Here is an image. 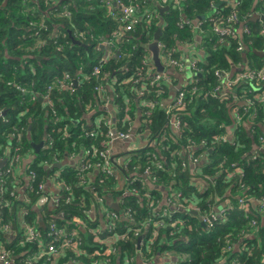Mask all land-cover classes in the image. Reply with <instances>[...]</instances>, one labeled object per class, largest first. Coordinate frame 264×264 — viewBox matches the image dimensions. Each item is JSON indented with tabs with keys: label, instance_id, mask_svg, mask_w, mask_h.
<instances>
[{
	"label": "trees",
	"instance_id": "1",
	"mask_svg": "<svg viewBox=\"0 0 264 264\" xmlns=\"http://www.w3.org/2000/svg\"><path fill=\"white\" fill-rule=\"evenodd\" d=\"M52 1L55 2L56 0ZM59 1L62 4L69 3L72 12L70 18H63L57 13L54 14L53 4L47 2V0H0V113L7 112L5 117H0V156H3L11 147L19 146L21 157H24L32 151V142H39L45 133L54 138L52 149L54 153L49 151L48 155L50 156L52 154L56 157V154L60 153L61 155L63 152H72L73 149L75 154L79 149L100 148L98 139L82 137L83 129L81 126L83 127L84 124L83 121L77 122L81 120L89 103H95L96 106L102 104L98 99L95 87L104 85L107 88L106 94L109 97L108 87L111 88L112 100H114V104L118 105L117 112L121 118L124 110L121 99L132 94L130 88L132 83L122 84L126 78L137 76L135 72L138 73L142 66L149 69L150 72L161 73L152 62V52L149 49L158 28L161 26L162 29L159 42L165 44L168 49L174 48L176 51L180 40L194 42V37L192 38L195 34L194 22L199 20L200 17H204L202 19L203 27L206 31L211 32L210 37L204 39V50L207 58L201 62L196 60V67H200V69L196 70L191 82L192 84L196 81V91L191 90L189 86L192 85L186 86L192 92L187 94L185 108L178 112L179 115L184 117L182 131L176 132L171 127L173 115L176 112L174 110L168 112L170 102L165 101L170 96V86L162 82L163 87L149 89L146 97L152 103H157V105L154 109L146 108L144 110L151 111V115L147 118L148 122H144L143 131L149 130L150 140H158L160 136L165 137L166 141L162 147L159 149L143 148L133 152L130 157H127V159H130L127 168L123 166V163L119 165L120 162H117L114 158L111 159L110 166L114 170L113 173L110 175L100 171L97 175V182L93 181L90 187L79 185L80 176L77 179L73 167H67L64 170L66 172L63 173V177L68 186L71 187L73 197L75 199L80 197V199L84 198L85 200L84 202L81 200L80 203L74 200L68 204L62 200L58 210L64 212V217L57 218L56 223L60 227L67 225L69 228H75L76 225H68L66 222H70L73 218H81L87 226H96V223L88 220L86 215L83 214L89 210L86 202L90 203L93 199L90 188L94 187L101 195H104L112 192L119 185L120 195L126 190L128 191V181L135 177L137 180L133 182L132 186L139 190V196H137L138 194H130L125 197L122 207L123 212L127 209L133 211L135 223L140 230L148 220H155L154 214L149 210L148 202L144 197L148 188L146 185L147 180L145 179V182L143 179V172L149 166L152 171L151 176L156 178V183H154L156 186L150 189L152 199H160L162 195L157 189V185L165 187L169 185V187L182 191L186 195L190 194L193 200H197L202 204L214 202V199L210 200V196L213 195L220 197V202L228 200L229 204L227 203V206L230 207L233 203L235 208L227 212L226 222H222L220 219V223L212 230L202 225L200 214L199 220L196 217L188 219L186 216L180 217L179 214L183 211H179L171 220H169L170 216L165 218L166 226L158 228L159 238L156 242L149 244V235H146L139 250L136 248L137 236L133 231L130 232L127 241L119 244L122 256H125V254L134 256L135 253L141 255L142 251L153 249L155 251L170 252V249H175L178 246L175 244V238L188 236L191 238L188 247L182 246L177 250L187 252L190 259L177 264H223L222 261L228 257L225 237L230 234L233 237V242L238 246L246 244L250 249L247 253H240L235 249L230 253L232 260L243 259L246 264H264V214H256L257 205L255 209L251 208L250 214L237 208L238 200L244 195H249L254 200L264 199V142L261 140L264 138L261 130V126L264 124V106L260 107V118L256 121L243 118L242 133L239 135L238 141L233 144L235 146H232L230 142L222 143L213 150L212 159L201 168L204 175H209L212 178L211 185L203 193H197L192 186V175L189 174L190 165L186 156L189 152H194V157L200 154V151H202L200 144L203 141L208 142V148H211L210 143L212 140L222 142L220 137L226 134V130L224 128L219 129L218 125L224 123L227 127L230 126L233 121L231 115L244 113L245 111L250 114L254 112L253 108H248L246 101L247 99L257 100L255 98L257 90L255 92L253 90L259 87L264 89V83L262 85L260 83L252 84L253 87L250 86V83H243L236 87L235 97L234 93H230L224 101L213 97L214 95L206 96V94H213L216 87L220 85V81L215 76L216 71L225 73L230 72L232 68H236V71H238L239 68L244 66H250L253 70L264 68V54H262V51H264V20L256 21L251 16L258 11L264 14V1L187 0L181 8L171 9L162 18L157 16L149 26L146 22H141L134 27L132 32L126 33L125 39L116 43L115 55L119 58L113 55L103 65L99 79L91 77V66L96 62L98 55L103 54L99 49V42L103 38L111 37L113 31L119 27L109 16L107 0ZM124 1L141 5L144 3V9H142L144 12H147L145 9H148V5H150L149 1L143 2V0ZM221 2L223 4L221 7L216 9L211 7V5ZM115 9L113 13L117 15L118 19L120 8L115 7ZM254 10L257 11L254 12ZM234 11L238 19V22L234 25L236 34L234 37L221 39L213 32V27L215 25H225V21L231 17ZM218 13L222 15L217 16ZM182 14L185 16V20L190 22V25L180 28ZM41 18H44V22L47 24V31L42 30V32L43 37L48 40V45L45 48L25 53L22 49L34 45L32 40L27 39L31 29L30 23L43 20ZM58 24L60 25L56 28L55 25ZM200 32L199 30L196 34ZM53 33L54 36L59 37L57 45H61L62 49L53 45L55 38L52 37ZM78 33H82L83 38L88 39V41H85L88 48H85L81 41V44L76 43L79 41L75 38L78 37ZM239 43L243 44L242 52L238 51ZM20 56H22V60L17 61L16 58ZM175 58L183 60L180 53H176ZM245 58H248V60L245 61ZM79 62L81 63L78 65ZM87 65L88 79L77 87L74 94L70 90H55L50 93L57 109V116L63 119L59 123L55 122V119L45 110V108L49 109L50 106H47L46 103L43 105L41 100L31 93L38 94L37 92H40V94H44L47 85L52 82L55 75L56 77L61 76L66 71L73 73L75 68L79 66L87 69ZM127 68L129 69L128 73L123 74V71ZM173 69L165 64L163 66V72L172 77L173 83H177L178 78L172 73ZM51 71L54 74H50ZM238 73L239 71L231 76ZM9 82L28 85L30 87L29 92L20 93L9 86ZM32 83L35 84L33 87L31 86ZM198 86L206 88L201 90L202 93L200 94V98L204 97L205 100L198 99L196 101ZM161 88L163 94L158 96L157 91ZM4 119H6V122H4ZM30 122L32 123L30 132L33 136L31 138L30 136L20 137V132L22 135L25 134V131H21V129L28 127ZM244 123H250L252 127L250 126V129L246 130ZM65 126H68L70 133L67 139L64 138ZM224 132L225 134H223ZM19 138H22V140H18ZM164 146L167 148H163ZM252 148L257 152L254 153L255 151H253L251 154ZM146 152L157 156V161L153 162L152 158L149 160ZM43 155V153L36 155L29 165L37 173V180L34 183L37 192L38 185L47 180L46 175H44L45 171L41 169L44 166L43 161L47 160ZM224 156L226 157L224 158ZM38 157H42V159L39 161ZM252 157L257 158L253 160ZM221 159L225 161L227 166L233 163L240 166L244 170L243 178L239 181V178H227L218 174V171L224 169L219 167ZM157 162L163 164V169L156 168ZM183 163L186 164V167L182 166ZM7 168L8 166L3 170L6 171ZM7 178L8 181L13 179L12 176ZM149 180L151 181V177ZM123 181H125V186L120 190V183ZM8 184L10 192L3 197V204L10 203V205L8 207L0 206V241L5 243L4 245L11 252L14 261L18 263L27 258L29 254L39 252L37 241L23 245L19 243L21 241L20 234L23 232V222L36 225L39 219L40 213L36 207L39 195L28 190L25 197H21L23 195L20 196L18 191L17 195L12 196L11 192L14 193V191H12L11 184L9 182ZM13 187L16 188L14 183ZM197 187L198 183L196 181V189ZM228 192L229 195H227ZM138 200L141 201V205ZM198 207L204 214L207 213L206 215H208L210 213V208L207 206ZM214 208H216V205ZM25 212L27 214L23 215ZM50 213H52L51 209H46L43 217L46 228L36 225L45 242L49 240L47 237L49 221L53 219ZM124 216L120 215L118 223L120 230H124L125 226L128 225V219ZM122 218H124L123 221ZM178 218L186 220V224L178 226L171 234L173 229L170 224ZM252 218L258 221V226L252 227L250 225L249 220ZM1 224L3 226L10 225L11 229L4 231ZM11 230L14 233L9 238L7 234ZM151 231L152 228L149 227L144 231H140L139 234L146 232L151 234ZM243 231L245 233L254 232L256 238L252 239V237L248 238L246 235L244 237L241 235L239 239V234ZM79 233L88 252V258L82 259L81 264H92L95 257H92L91 254L96 250L94 245H98L84 229L80 228ZM99 247L103 248L102 246ZM71 255L72 252L68 250L54 264H68ZM36 264H46L45 258L37 260ZM116 264L118 263L116 262Z\"/></svg>",
	"mask_w": 264,
	"mask_h": 264
},
{
	"label": "built area",
	"instance_id": "2",
	"mask_svg": "<svg viewBox=\"0 0 264 264\" xmlns=\"http://www.w3.org/2000/svg\"><path fill=\"white\" fill-rule=\"evenodd\" d=\"M149 1V0H143V2ZM158 3L165 5V6H171V5H179L180 3L176 4L175 2H179L182 0H155ZM47 2H50L53 4V11L54 14H59V16H62L63 18H70L71 17V10L69 7V3L62 4L59 0H56L55 2L52 0H47ZM115 4L117 7L120 8L119 11V18H118V25L119 28L116 30V32L108 39L107 41H103V46L106 48V51L103 55H98V58L96 59V62L91 66V77L99 79L101 75V71L103 69V65L116 53V43L119 39H125L126 33L132 32L134 30V27L138 25L141 22H146L147 26H149L154 19H156V13L153 11L150 13L149 11L144 12L143 4L139 3H127L124 0H107L108 5ZM236 6V5H235ZM235 9V8H234ZM222 15L221 13H218L217 16ZM112 16H115L113 13ZM43 20L40 21H32L30 23V33L27 36V39H30L34 42V45L26 49V52H32L34 50H39L41 48H45L48 45V41L45 37H43L42 30L47 31V24L44 18H41ZM238 22L237 15L235 14V11L232 13L231 17L225 21V25H215L213 27V32L218 35L221 39L223 38H229L234 37L236 34V28H234V25ZM190 22L186 21L181 22L179 27L183 26H189ZM194 26L196 29L200 30L201 32H204L203 24H197L194 22ZM33 31V32H32ZM125 32V33H124ZM264 34V30H263ZM82 33H78V38H83ZM52 37H55L53 40V44H58V36L54 33L52 34ZM240 46L238 47V51H243V44L239 43ZM159 49L160 52L166 57L168 66L174 68L178 72H182L187 68L192 69L193 71H196V63L197 61H191L189 65L185 64L182 59L175 58V54L177 53L174 48L168 49L167 46L163 43L159 42ZM116 58H119V56H116ZM193 64V65H192ZM146 65V63H144ZM239 73L235 76H231L229 78L228 76L223 77L225 73L219 76L221 84L216 87L213 94L214 97L225 100L227 99L228 95L232 92L234 93L236 91V87H239L242 83H264V68L260 70H253L250 66H244L239 68ZM129 69H125L123 71V74H127ZM137 76L134 77H127L126 80L122 84H129L132 83L131 92L134 94H137L143 101L145 109H154L157 103L154 104L150 100L147 99L146 95L149 93V89H153L155 87H163L161 85L162 82H165L166 85L171 86L173 84L172 77L165 73H153L150 72L149 69L145 67H141L140 71L138 73L135 72ZM88 79L87 71L80 67L77 69L75 73L71 72H64L61 76L54 77L52 82L47 85L46 91L44 94H40V92H37L38 94H33L36 98L42 99L44 103H46L47 106H50L52 109L54 117L57 119L56 122L59 123L61 121L60 117L57 116V109L55 108L54 100L51 96L52 91H62V90H70L73 94L76 92L77 87L84 83ZM9 86H12L16 89V91H19L20 93H28L30 87L23 84H16L9 82ZM35 84L32 83L31 86L33 87ZM187 85H184L178 89V92L176 94V97L173 101H170V107L168 108V112L171 110H174L176 114L173 115V120L171 122V127L176 132H181L182 127L184 125V117L178 114L179 111H182L186 106V97L187 94L196 91V90H189V87H186ZM186 87V88H185ZM108 90L111 91V88L108 87ZM33 91V90H32ZM95 91L98 94V99L104 106H108L111 103V98L107 96V88L104 85H98L95 87ZM158 96H161L163 94V89L161 88L159 91H157ZM221 94V95H220ZM255 98L257 100H260L264 103V89L262 87H259L257 89ZM185 105V106H184ZM151 115V111H144V122L147 123ZM253 120V119H252ZM100 117H98V120H96L93 124L91 131L85 132L86 137L91 139H97L99 135H103L104 131V125L107 126V122L104 121V123H101ZM243 121V119H242ZM21 131H25V128H22ZM60 132V130H59ZM235 133L234 127L232 126V131H230V136H227L226 134L222 137H220V141H230L231 143L235 144ZM105 139L101 142L100 148L91 147L89 149H86L85 155L81 157L80 164L77 167V170L80 172V178L78 180L79 185L81 186H87L90 187L92 185V182L95 181V171H102L104 173L112 174L113 169L111 168L110 164L112 163L111 160V152L109 143H112L115 138H122V139H129V134L126 133H118L114 132L112 130H108L105 134ZM20 137L23 138L22 133L20 132ZM22 138H19L18 140H22ZM262 142H264V138L261 139ZM49 141L50 144L45 150L51 151L54 147V138L49 135ZM166 141L165 137H159L158 140H153V143L148 139V148H155L159 149L162 147L163 143ZM207 141H203L200 144L201 148L207 147L206 145ZM145 148V147H144ZM191 148V147H190ZM21 148L19 146H14L8 149L7 156H9V168L4 171H0V206L8 207L10 203L4 205L3 204V197L10 192V188L8 186L7 177L12 172V170L16 167L17 164H19L22 160L21 157ZM146 156H148V159L152 158L153 162L157 161V156L151 154L150 152H146ZM189 165L191 164H197L200 161V154H197L196 157H194V152H189V154H186ZM257 157H254L256 159ZM110 159V160H109ZM104 160V162H103ZM130 159L126 158V160L123 162L124 167H128ZM110 161V162H109ZM43 165H49L48 161H44ZM122 165V164H119ZM183 167H186V164L183 163ZM190 167V166H189ZM220 168H224L221 171H218V174L223 175L227 178H239V181L244 176V170L238 166L236 163L231 164L230 166L225 165L224 162L219 163ZM157 169H163V164L161 162L156 163ZM28 174L30 175L31 184L29 190L31 192H36L37 195H39V199L36 203V207L39 209L47 208L49 204H53L56 208L61 203L62 200L68 203H72L74 200H77L78 203L82 200L84 202V198L80 197L78 199H75L73 197L72 189L66 181L64 180L63 173L57 172L53 175V183H56V185H59L57 187V190H60V193L57 196H53L49 193H45V182H41L38 185V192L35 190L34 183L37 180V173L35 170L30 169L28 167ZM145 173L151 177V183H156V178L152 177V171L150 170L149 166L146 168ZM137 179L135 177H132L128 181V191H132L135 193H138L137 190H135L132 186L133 182ZM173 183V182H172ZM194 183V181H193ZM198 191L200 192L202 190L201 187H197ZM91 192L93 191L95 198L97 199V196L101 194L98 193V191L91 187ZM41 192V193H39ZM64 192V195H63ZM12 196H15V192H11ZM72 195V196H71ZM98 196V204H95V211H96V218L98 220V223L96 226H87L85 224V221H83L81 218H73L68 225L74 224L76 225L75 228H69L67 225H64L62 227L58 226L56 223L55 215L52 216L53 219L49 221V227H48V241L45 242V240L42 238L41 233L38 231L37 226L34 224L23 222V232L20 234V244H26L28 242L37 241L38 242V248L39 252L35 254H29L27 258L24 260L16 263L14 261V258L11 256V252L6 248L4 243L0 242V264H36L37 260L45 258L46 264H54L56 260L61 257V255H64L68 250L72 252L70 262L68 264H81L82 259L88 258V252L85 249V245L83 242V239L79 233V229L82 228L85 231H87L88 234H90L95 243H97L98 246L94 247L96 250L91 254L92 257H95L92 261V264H114L113 256L115 252L118 250V246L121 242H126L128 239V234L130 232H134L135 236H139L140 231H144V229H147L149 227L152 228L150 239L148 240L149 244H152L153 242H156L159 238V227L166 226L165 218L170 216L169 211L167 209L163 210L162 212H159L157 209L156 204L151 200V194L148 192L145 194L146 199L148 200L147 206L151 212H153L155 220H148L145 224L142 225V228H138L137 224L135 223L133 211L127 209L125 210L124 214L126 219H128L129 222H131V225H126L124 230H120L118 223L120 220V213L108 208L104 202V198ZM190 196V195H189ZM93 197V195H92ZM191 197V196H190ZM190 197H186L184 195V192L177 191L172 187H168V194H166V200L168 205L173 209V212L176 211H187V213L196 212V210L200 214L201 221L207 226L210 230L215 229L217 225L220 223V219H224L227 217V212L230 210H233L235 208L234 205H231L228 208V211L226 212V209H224L222 212L217 214L216 212L210 211L208 215L207 213L201 212V209L195 205L193 207L192 201ZM74 198V199H73ZM192 198V197H191ZM93 200V199H92ZM81 201V202H82ZM257 203L259 205V211H263L264 208V199L261 200H254V198L250 197L249 195H244L243 198H240L237 208L244 213L250 214V207L249 205ZM60 216L64 217V212H59ZM91 213L90 210H87L83 214H89ZM25 212L23 215H26ZM171 217V216H170ZM164 218V220H162ZM173 217H171L169 220H171ZM250 225L252 227L258 226V221L256 219L249 220ZM1 223V220H0ZM106 224V232L102 233L101 226ZM186 220H182L180 218L175 219L170 226L172 227L173 231L171 234L174 233V230L178 228V226L185 225ZM4 231H9L10 225H2ZM241 238V235L244 237L250 238L254 235V232H247L244 231L239 234ZM238 239V240H239ZM225 245H226V251L228 252V257L222 261L223 264H246V262L243 259H235L232 260L230 258V253L232 251H239L240 253H247L250 249L245 244L243 246H238L235 242H233V237L229 234L225 237ZM102 246L103 248L99 247ZM237 246V247H236ZM189 255H182L181 260L182 262L188 261ZM168 264H174V263H168Z\"/></svg>",
	"mask_w": 264,
	"mask_h": 264
},
{
	"label": "crops",
	"instance_id": "3",
	"mask_svg": "<svg viewBox=\"0 0 264 264\" xmlns=\"http://www.w3.org/2000/svg\"><path fill=\"white\" fill-rule=\"evenodd\" d=\"M258 1H264V0H258ZM149 4L150 5H148L149 6L148 9H145V11L154 10V12L156 13V16H158V17L161 16V18L166 13H168V11L171 10L170 6L162 5L155 0H149ZM222 5L223 4L221 2V3H218L216 5L215 4L211 5V7L216 9L218 7H221ZM115 7H117V5H115L113 3H112V5L107 4L109 16L113 15V12L116 10ZM164 7L165 8L169 7V9L161 12V8H164ZM256 11L257 10H254V12H256ZM251 16L254 17L256 21L263 20V18H264V14H262V12H260V11L252 14ZM184 20H185V16L182 14L181 22H185ZM162 23H163V21H162ZM55 27L58 28L57 25H55ZM210 34H211V32L205 30L203 33L200 32L197 34L196 33L193 34L192 38L194 37L193 38L194 42L187 41L184 39L180 40V42L177 46L178 48H177L176 52L181 54V56L183 58L182 61H184L185 64L189 65L191 63V60L196 62V57L201 61L205 60L206 54H205V50H204V39L208 36L210 37ZM75 38L78 39V37H75ZM105 39H110V37L103 38V39H101V41L103 42V41H105ZM77 42L79 44H81L80 41H77ZM82 45L85 46V48H88V45L85 44V41H83ZM56 46H58V47H60V49H62L61 45H56ZM28 48H29V46L25 47L22 50L25 51V53H27L26 49H28ZM99 49L103 54L106 51V48L104 46H99ZM193 51L197 52V55L192 54ZM243 53H246V52H243ZM103 54H99V55H103ZM262 54H264V51H262ZM16 60L21 61L22 56L17 57ZM199 60H197V61H199ZM247 60H248V58H245V61H247ZM160 61H161L162 67L164 66V64L166 66H168L167 59L162 54V52H160ZM152 62H153V60H152ZM80 63L81 62H79L78 65ZM168 67H170V66H168ZM78 68H75V72L77 71ZM86 68L87 69H85V70L87 71L88 65L86 66ZM236 70H237L236 68H232V70L230 71L231 75L236 74L240 69H238V71H236ZM66 72H68V71H66ZM75 72H73V73H75ZM172 73L175 75V77L178 78V80H177V83L174 82L170 86V96L167 97V99H165V101L167 103L170 101H173L175 99L176 94L178 92V89L180 87H182L184 85H192L191 84L192 76L195 75L196 71H193L192 69L187 68L182 72H178L177 70L173 69ZM250 86L253 87L252 83H250ZM189 87H191V86H189ZM256 90H257V88H255L253 91L255 92ZM112 95H113V93H112V91H110L111 103L108 106H104V107L102 105L96 106L95 103L94 104L89 103L88 106L86 107L82 117L80 116L81 120H78V121L76 120V121L78 123L80 121H83V124H84L83 127L81 125L80 126L83 129L82 130V137H84V138H88V137H86L85 132H89V131H91V129H93V128H91L92 124L96 120H98V117H100V119L102 120L101 121L102 124L104 123V121L107 122V126L104 125V128H103L104 134L108 130H112V131L118 132V133L129 134V139L115 138V140L112 143H109L110 152H111V155H110L111 159L114 158L117 162H120V164H122L126 160L127 157H130V155L133 152L141 150L144 147H145V149L148 148V144H149L148 139L150 140V137H149L150 134L148 132L149 130L143 131V124H144L143 115H144L145 107H144L142 99L137 94H134V93H132L131 95H128V96H124L123 99H121L124 110H123V114H121V118H120L118 116V112H117L118 105L116 103L114 104V100H112L113 99ZM40 100H41V103L44 105V102L42 101V99H40ZM45 110L51 117H53L55 119V122H56L57 119L54 117L52 109L51 108H49V109L45 108ZM0 115L2 117H5L7 115V112H3V114L0 113ZM61 121H63V119H61ZM259 125H261V124H259ZM31 126H32V123L30 122V123H28V127H25V134L23 135V137L24 136H26V137L30 136V138H31L33 136L32 132H30L32 129ZM250 126H251L250 123H244V128L246 130L247 129L249 130ZM88 128H90V129H88ZM64 129H65V137L64 138L67 139L70 136L69 128H68V126H65ZM261 130H262V133L264 135V124L261 126ZM230 131H232V125H230L226 128V135L227 136H230ZM104 134L99 135L97 137V139L99 140L98 141L99 144H101V142L105 139ZM238 139H239V135L237 133H235V141L234 142L236 143L238 141ZM150 141L153 143V140H150ZM228 142H230V141H228ZM40 143H43V146L40 149L39 153H37V151L33 145H39ZM49 144H50L49 135H48V133H45L39 142H32V151L29 152L24 157H22L21 162L16 165V167L12 170V172H10L8 177L12 176L13 179H10L8 181V178H7V182H9L11 184V188H13L12 191H14V192L16 191L15 195H17V191L20 194V196L23 195L21 197H25L27 195L28 190L30 188V184H31L30 175L28 174V172H29L28 167L30 165L31 160L34 159L36 157V155L41 154V153H43L45 155L44 158L47 159L44 161L49 162V165H45L41 168L42 170L45 171L44 175H46V178H47V180L45 182V190H44L45 193H49L53 196H57L60 193V190L59 191L57 190V187H59V185H56V183H53V181H52L53 175L55 173H57V172L64 173V172H66L64 170L67 167L68 168L73 167V171H74L77 179L81 175L80 172L77 170V167L81 162L80 161L81 157L85 155L84 151L86 149H83V150L79 149L75 152V154L73 153L74 149L72 150V152H70V151H67V153L63 152V153H61V155H63V156H61L60 153L57 152L59 154H56V157H54L52 154H51V156L48 155L49 150H47V151L45 150V148H47L49 146ZM75 144L77 145V143H75ZM231 144L233 145V143H231ZM201 149H202V151H200V161L197 164V166H196V164L190 165L189 174L192 175V181H194V184H196V181H197L198 187H201L202 190L205 191L206 188L211 185L210 182L212 181V178L209 175H204L201 168L210 162V160L212 159L213 150L211 148H208V147H204ZM261 150H263V148H261ZM51 151H52V153H54V150H51ZM253 151H255V150L252 148L251 154ZM256 152L257 151H255L254 153H256ZM252 159L255 160L254 157H252ZM9 160H10L9 156H7L6 152L3 154V156H0V171H2L6 166H8V168H9V166H10ZM4 161H5V163L1 164ZM30 169H32V168H30ZM94 171H95V173H94L95 181L97 182V175H98L99 171H97V170H94ZM145 176H146L147 182L145 181L144 177H143V179L146 182V185L148 188V189H146V191H147L146 193H148V192L150 193V189L156 185L151 183L152 181L149 180L150 177L147 174H145ZM125 181L120 183V185H121L120 190L124 188L123 186H125ZM13 183L16 187L15 189L13 187ZM157 186H158L157 189L162 193V195H161L160 199H156V198L152 199L151 198V200L154 202V204H156L159 212H162L163 210L167 209L169 211V215L171 217H174V215L176 213H178L179 211L173 212V209L167 203L166 194H168L169 185H168V187H165L162 185H157ZM9 188H10V186H9ZM92 195H93L92 202H90V203L86 202L91 213H89L87 215L84 214V215H86V218L88 220H90L91 222L98 224V220L95 219L96 218V211H95L96 206H95V204L96 203L98 204V202H99L98 196H100V195L97 196V199L95 198L93 191H92ZM129 195H130V192L127 190L124 193H121L119 195V185H118L112 190V192L106 193L100 197L104 198V202L108 208H110V209H112V210H114V211H116V212H118L124 216L122 203H123L125 197H127ZM227 195H229V192L227 193ZM137 196H139V194ZM185 196L190 197L189 195H185ZM144 197H145V194H144ZM190 199L192 201L193 207L195 205H197V203H198L197 206H200V207L207 206L208 208H210V211L216 212L217 214L222 212L224 209H226V212H227L228 208H229V206H227V203L229 204V201L227 200L225 202H220L221 198L218 196L211 195L210 200L214 199V202H210L207 204H202L197 200H193L191 197H190ZM146 201L148 202L147 199H146ZM138 202L141 205V201L138 200ZM219 202H220V204L218 205ZM114 204L118 205L119 210H116L113 208ZM209 204L212 206H210ZM215 205H216V208H214ZM232 205H234V204L232 203ZM256 205H257L256 214L257 215H263L264 210L259 211V205L257 203L256 204L253 203V204L249 205V207H250V209L251 208L255 209ZM46 209H51V212H52V213H50L51 217L53 215H55L56 220H57V218H63L62 216H60L58 207L56 208L53 204H49L47 206V208L46 207L43 209L38 208V212L40 213V216H39V219L37 220L36 225L40 226L41 228H43V227L46 228V225L44 224V221H43V217H44V214L46 213ZM179 216L180 217L186 216V217H188V219H192V217H196L199 220V212L197 210H196V212L187 213V211L185 209V211L180 213ZM123 219L124 218H122V221H123ZM221 221L226 222L227 219L224 218V219H221ZM202 225H205V224L202 222ZM106 230H107L106 224L101 226L102 233H105ZM13 233H14L13 230H11L10 233L7 234L8 237L11 238V235ZM146 235H149L148 238L150 239L151 235L148 234L147 232L144 234H139V236H137V242H136L137 250L140 249L141 243L143 245V239H145ZM255 238H256V236L254 234L252 236V239H255ZM139 239L141 240L140 242H138ZM175 239H176L175 244H176V246L177 245L178 246L175 247V249H170L171 250L170 252H164L161 250L155 251L153 249L154 251L153 250L142 251V252L139 251L142 253L141 255L138 253L137 254L135 253L134 256H129L126 254H125V256L124 255L122 256V252L119 249L115 252V254L113 256L114 264H116V262L118 264H168V263L177 264L178 262H182L181 256L182 255H188V253L187 252H180V250H177V249L182 248V246L185 248L188 247V245L190 244L191 238L188 236H180V237L175 238ZM2 243H4V242H2Z\"/></svg>",
	"mask_w": 264,
	"mask_h": 264
},
{
	"label": "rangeland",
	"instance_id": "4",
	"mask_svg": "<svg viewBox=\"0 0 264 264\" xmlns=\"http://www.w3.org/2000/svg\"><path fill=\"white\" fill-rule=\"evenodd\" d=\"M185 1H187V0H182V1H179V2H175L176 4H178V3H180L179 5H171L170 6V9H179V8H181L182 7V5L183 4H185L186 2ZM143 9H144V7H143ZM150 13H152L154 10H148ZM27 13H28V10H27ZM110 18L111 19H113L114 21H115V23H116V26H118V19H117V15H115V16H110ZM202 18L203 17H200L199 18V20H197L196 21V25L197 24H202L203 22H202ZM189 22V21H188ZM60 24H58L57 26H59ZM119 27H117L114 31H113V33H112V35L116 32V30L118 29ZM199 30H198V28L196 29V27L194 28V32L196 33V32H198ZM205 31V30H204ZM202 33V32H201ZM111 35V36H112ZM78 40L79 41H81V42H83V41H88V39H84V38H78ZM108 39H105V41H107ZM119 40H121V41H123L124 39H119ZM118 40V41H119ZM103 43L104 42H102V41H100L99 42V46H103ZM192 54H195V55H197V52H192ZM206 54V53H205ZM206 58H207V54H206ZM206 58H205V60H206ZM196 60H199L197 57H196ZM204 60V61H205ZM200 62H201V60H199ZM193 65V64H192ZM200 69V67H196V70H199ZM50 74H54V72H50ZM222 74V76H223V74L224 73H222V72H220V71H216L215 72V76L218 78V80L220 81V79H219V76ZM226 76H228L229 78H231V73L230 72H225V75L223 76V77H225L226 78ZM55 77H56V75H55ZM220 84H221V82H220ZM191 89L192 90H196V81L194 82V83H192V86H191ZM206 88L205 87H203V88H200L199 86H198V90L200 91H198L197 90V92H196V101H198V99H201V101L202 100H205V98L204 97H202V98H200L201 96H200V94L202 93L201 92V90H205ZM232 93V92H231ZM210 94L208 93V94H206V96H209ZM221 95V94H220ZM236 96V94L234 93V97ZM214 97V96H213ZM123 99V98H122ZM219 99L220 100H222V101H224L225 99L223 98H221V97H219ZM196 104H198V102H196ZM242 104V103H241ZM246 105L248 106V108H253V113H247L246 111L244 112V113H241L240 112V114L238 113H236V114H233V115H231V117L233 118V121H232V123L230 124V125H232L233 127H234V130L236 131V133L238 134V135H240L241 133H242V131H241V125H242V119L243 118H247V119H253L254 121H256V119H258V118H260V107H263L264 106V103L263 102H261L260 100H249V99H247V101H246ZM241 106V105H240ZM1 114H3V113H1ZM0 117H1V115H0ZM4 122H6V119H4ZM212 126H214V125H212ZM218 127H219V129H221V128H224L225 130H226V128H227V125L226 124H220V125H218ZM223 134H225V132L223 133ZM262 137H264V135L262 136ZM261 137V138H262ZM260 138V139H261ZM207 143L208 142H206V145H207ZM222 143H228V141L226 140V141H222V142H216V141H211V143H210V146H211V149L212 150H214V149H216L217 147H219L220 146V144H222ZM232 146H235V145H232ZM163 148H167L166 146H164ZM194 150H195V147H194ZM43 156H45V155H43ZM42 156V157H43ZM42 157H38V160L40 161L41 159H42ZM226 156H224V158H225ZM221 162H224L225 163V161H223L222 159L220 160ZM226 165V164H225ZM226 167H227V165H226ZM164 168H165V166H164ZM166 170V169H165ZM144 174H143V177H144V179H146V176H145V172H143ZM192 186L195 188V190H196V184H192ZM134 188V187H133ZM135 189V188H134ZM135 190H137V189H135ZM138 191V193H135V192H132L131 190L129 191L130 192V194H134V195H136V194H139V190H137ZM201 193V192H200ZM184 195H186L185 193H184ZM190 195V194H189ZM243 198V197H242ZM240 200V199H239ZM239 200H238V202H239ZM129 225H131V222H129L128 221V226ZM118 249H119V246H118Z\"/></svg>",
	"mask_w": 264,
	"mask_h": 264
},
{
	"label": "water",
	"instance_id": "5",
	"mask_svg": "<svg viewBox=\"0 0 264 264\" xmlns=\"http://www.w3.org/2000/svg\"><path fill=\"white\" fill-rule=\"evenodd\" d=\"M168 9H169V7L161 8V12H163L164 10H168ZM263 20H264V18H263ZM161 34H162V29H161V27H159L157 32L155 33L154 41L149 45V49L153 54L152 60H153L154 64L157 66L158 71H160V72L163 71V67H162V64L160 61V49H159V45H158ZM77 44H79V43L77 42ZM33 146L35 147L37 153H39L40 149L43 146V143H40L39 145H33ZM4 163H5V161L2 162L1 164H4ZM113 208L116 210H119L117 204H114ZM140 241L141 240L139 239L138 242H140Z\"/></svg>",
	"mask_w": 264,
	"mask_h": 264
},
{
	"label": "clouds",
	"instance_id": "6",
	"mask_svg": "<svg viewBox=\"0 0 264 264\" xmlns=\"http://www.w3.org/2000/svg\"><path fill=\"white\" fill-rule=\"evenodd\" d=\"M196 192H197V193H200V192L203 193V192H205V191H204V190H201V191L199 192V191H198V188H197V189H196Z\"/></svg>",
	"mask_w": 264,
	"mask_h": 264
}]
</instances>
